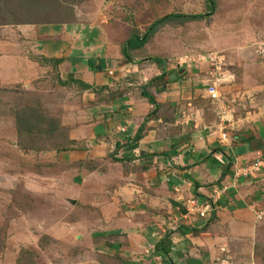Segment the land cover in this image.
I'll use <instances>...</instances> for the list:
<instances>
[{
    "label": "crops",
    "instance_id": "0c3cea01",
    "mask_svg": "<svg viewBox=\"0 0 264 264\" xmlns=\"http://www.w3.org/2000/svg\"><path fill=\"white\" fill-rule=\"evenodd\" d=\"M60 31L72 45L60 50L61 38L51 44L66 61L61 79L90 87L82 88L86 115L79 123L66 122L73 143L60 152L62 164H74L66 193L74 195V206L80 208L70 217L75 228H83L90 239L103 234L98 245L117 249L120 264H216L225 252L234 264H249L256 210L264 208V170L256 179L236 178L234 166L259 154L264 158V115L256 112L245 121L231 117L224 124L231 147L221 144L218 118L225 108L211 105L207 93L217 72L207 73L193 63L139 59L146 45L126 62L120 46L107 42L99 47L93 30L83 38L80 32ZM24 69L20 80L42 75L38 64L26 63ZM164 73L165 78L153 81ZM224 77L217 88L234 91L222 85H232V77ZM226 105L234 116L231 104ZM191 107L198 115L186 120L182 113ZM219 150L228 170L215 160ZM212 198L215 210L205 219L188 211V201L203 207ZM164 241L168 256L155 253Z\"/></svg>",
    "mask_w": 264,
    "mask_h": 264
},
{
    "label": "rangeland",
    "instance_id": "374dc122",
    "mask_svg": "<svg viewBox=\"0 0 264 264\" xmlns=\"http://www.w3.org/2000/svg\"><path fill=\"white\" fill-rule=\"evenodd\" d=\"M213 1L208 16L206 0H0V264L121 263L117 249L98 245L103 234H93L92 240L70 220L80 210L74 195L66 193L74 164H62L60 152L73 143L66 122H81L88 108L83 87L61 79L66 61L51 44L61 38L60 50L72 45L60 30L80 32L82 38L93 30L99 47L107 42L120 46L126 61V41L136 33L144 35L159 19L203 16L164 26L137 57L162 58L170 65L193 63L207 73L217 72L221 80L231 76L233 84L222 85L234 91L218 89L235 110L234 116H229L231 108L225 112L227 119L264 115V0ZM26 63L38 64L42 75L35 80L22 75L20 80ZM22 111H30L27 120L32 114L38 120L20 130ZM188 112L182 114L198 115L192 107ZM259 210L263 216L256 219L249 264H264V208ZM222 256L216 264H234L226 252Z\"/></svg>",
    "mask_w": 264,
    "mask_h": 264
},
{
    "label": "trees",
    "instance_id": "16d2710c",
    "mask_svg": "<svg viewBox=\"0 0 264 264\" xmlns=\"http://www.w3.org/2000/svg\"><path fill=\"white\" fill-rule=\"evenodd\" d=\"M208 5L211 6V12L209 13L208 16H210L212 13H213V10H214V1L213 0H206ZM204 17L203 16H196V15H181V14H171V15H168V16H165L164 18L162 19H159L158 21H156L155 23H153L151 25V27H149V29L146 31V33L142 36L138 35L137 33L132 35L130 37V39L128 41H126V43L124 44V46L122 47V54L126 60V62H130L132 59H131V55L130 53L132 51H136V50H141L144 48V46L148 43L149 39H151L161 28H163L164 26H167L169 25V23H175V24H184L185 22H193V21H197L198 19H203ZM158 61V60H156ZM53 62V61H51ZM57 63H59L60 61H55ZM163 78H165V73L163 76L161 77H157V78H154V82L155 81H160L162 80ZM74 83L76 84H79L80 87H83L84 89H87L89 90V86L83 84V83H80L79 81H73ZM151 86V84H149ZM147 87H149L148 85L145 86V90L147 89ZM145 97L151 102V103H154L155 100L153 99V97H151L150 95H146L144 93ZM29 114H30V111H22L19 115H20V119L22 120L23 123L20 124V130L22 129V127L25 125V126H31L32 124H34L35 122H37L38 119H36V115H33L32 114V119L31 121L27 120L29 119ZM17 115V116H19ZM18 121V124H19V119L17 120ZM138 140V139H137ZM231 145V142L229 145H226V146H230ZM231 147V146H230ZM68 148H62L61 151H65L67 150ZM222 148H220L221 150ZM220 150L217 152V153H214L215 155H218L219 157H222L223 160H225L224 158V155L220 154L222 152H220ZM216 160V159H215ZM217 161V160H216ZM227 170L230 168L229 165L226 164L225 162V165H223ZM164 242H162L161 244H158L156 245V250H155V253L157 254H163V255H166L168 256L169 254V250L167 251L165 248H164Z\"/></svg>",
    "mask_w": 264,
    "mask_h": 264
},
{
    "label": "built area",
    "instance_id": "2783aa9c",
    "mask_svg": "<svg viewBox=\"0 0 264 264\" xmlns=\"http://www.w3.org/2000/svg\"><path fill=\"white\" fill-rule=\"evenodd\" d=\"M216 84L212 85V87H209L207 90L208 98L215 104H218V106H221L222 109L225 108V111L220 113L219 120L221 124L218 126V132L220 133V142L224 145H229L232 141L231 137H229V133H227L225 130L224 124L230 123L231 120L227 119V115H225V112L229 111V107L226 106L225 102L223 101V96L219 92L217 88V84L221 82V79H215ZM232 112V111H231ZM182 117H184L186 120L188 119L186 114H183ZM215 159L220 162L222 165H225V160L222 159V157H219L218 155L214 154ZM264 170V158L259 154L258 158L249 161L244 164H238L234 166V174L236 178H243V177H252L256 178L258 177L262 171ZM215 198H212L206 202V204L203 207H199L197 202L192 199L186 203L188 207V211L190 213L195 212L196 215H198L201 219H205L209 213L214 212L215 210ZM263 216L262 213L259 215L257 214V219H261Z\"/></svg>",
    "mask_w": 264,
    "mask_h": 264
}]
</instances>
